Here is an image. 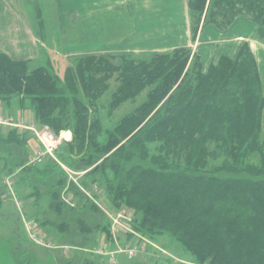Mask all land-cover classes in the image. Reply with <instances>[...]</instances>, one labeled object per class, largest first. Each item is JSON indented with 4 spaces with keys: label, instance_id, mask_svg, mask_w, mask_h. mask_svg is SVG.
I'll use <instances>...</instances> for the list:
<instances>
[{
    "label": "trees",
    "instance_id": "1",
    "mask_svg": "<svg viewBox=\"0 0 264 264\" xmlns=\"http://www.w3.org/2000/svg\"><path fill=\"white\" fill-rule=\"evenodd\" d=\"M188 7L220 31L243 15L257 23L258 36L264 37V0H188ZM37 39L40 50L43 40ZM243 49L239 62L252 52ZM176 56L161 55L146 65L131 62L123 66L121 86L110 96L111 108L134 98L146 85L152 88L147 101L110 130H103L92 114L98 111L97 100L110 89L106 82L109 70L116 69L108 63V55L80 57L76 70H67L65 77L59 78L44 66L30 69L26 59L0 51V101L8 107L17 103L30 108L37 125H48L57 135L63 134L61 145L74 158L69 154L58 155L59 159L76 172L101 177L110 204L134 209L142 215L141 223L147 222L148 232L174 225L173 232L194 255L196 264L205 263L207 257L211 258L208 264H264V168L242 165L245 154L254 150L258 141L263 106L259 75L254 71L237 89L248 106L236 103L228 113L220 105H208L202 111L225 134L209 136V124L202 129L203 141L212 138L217 148L221 147V166L205 170L202 164L207 154L201 149L192 154L189 164H172L165 155L177 124L192 111L195 96L190 89L178 88L185 60ZM237 68L239 74V65ZM32 137L28 130L12 126L2 130L0 126V161L6 172L15 173L17 183L29 190L25 196L34 198V216L43 214L42 222L55 228L64 242L76 237L82 248L95 244L100 235L109 236L106 213L94 200L87 198L81 206L67 202V194H76L77 186L56 162L27 165ZM156 141H161L158 150L163 155L150 157L146 144ZM44 196L48 198L47 210L40 203ZM25 259V264H34L33 254ZM105 262L80 250L70 260L61 257L57 264Z\"/></svg>",
    "mask_w": 264,
    "mask_h": 264
},
{
    "label": "rangeland",
    "instance_id": "2",
    "mask_svg": "<svg viewBox=\"0 0 264 264\" xmlns=\"http://www.w3.org/2000/svg\"><path fill=\"white\" fill-rule=\"evenodd\" d=\"M167 1L161 3L162 10L151 11L146 8L144 0H135V17L128 19L132 10L127 12L118 8L111 15L103 16L105 13L87 11L82 0H0V51L15 59H26L30 69L44 66L59 78H64L67 70L75 71L80 57L110 56L108 63L116 68L109 70L106 80L110 89L97 100L98 111L92 113L103 130L112 129L124 117L133 114L147 101L152 88L146 85L134 98L111 108L110 96L121 86L123 66L131 62L134 66L146 65L161 55L174 59L178 54L185 60L178 88L180 91L190 89L195 96L192 97V111L184 114L174 129L172 144L165 156L168 162L185 166L192 161V154L199 149L205 150L207 156L202 167L208 171L220 167L224 156L215 140H202V129L209 124V136L225 134L218 130L221 127L213 124L212 118L208 121L205 118L207 113L202 114V111L208 105L210 108L220 105L219 108L228 113L236 103L248 106L237 89L243 78L257 71L261 84L259 95L263 99L258 141L256 148L245 154L242 165L264 168V37L258 36L257 23L239 15L229 28L220 31L190 10L188 0ZM147 14L151 19L145 18ZM37 38L43 40H40L43 43L40 50ZM245 47L252 52L249 58L239 62V55ZM238 65L239 74L235 73ZM11 110L14 118V104ZM219 124L222 126L221 118ZM60 139L55 156L48 161L56 162L77 186L76 194H67V202L81 206L88 198L108 213L113 210V216L106 214L110 235H100L95 244L84 248L77 246L79 240L76 237L72 242H64L55 228L42 222L43 214L40 218L34 216V198L25 196L29 190L19 185L15 173H7L4 162L0 161V264H25V257L30 254L34 255V264H57L61 257L70 260L80 250L99 262L106 261V264L198 262L173 232L174 225L148 232L145 229L147 222L143 225L142 215L134 209L121 205L122 211L111 206L107 186L101 177L86 175L85 171L76 172L59 159L58 155L70 154L66 146L62 147ZM146 146L150 157L163 155L158 150L161 141ZM70 156L74 158L73 154ZM40 203L47 210L48 198L42 197ZM108 207L112 209L108 210ZM15 218H19L18 229L13 223ZM210 259L207 257L205 263L208 264Z\"/></svg>",
    "mask_w": 264,
    "mask_h": 264
},
{
    "label": "crops",
    "instance_id": "3",
    "mask_svg": "<svg viewBox=\"0 0 264 264\" xmlns=\"http://www.w3.org/2000/svg\"><path fill=\"white\" fill-rule=\"evenodd\" d=\"M85 2V3H84ZM167 0H144V4L147 6L146 8L153 11V10H159L161 8V3H167ZM83 6L85 5V8L95 13H105V15H111L110 13H113L118 8L126 9L127 12H130L131 15H128L129 17H135V0H82ZM85 9V10H86ZM94 13V14H95ZM152 16L153 13H150ZM145 18L151 19L149 14L145 15ZM113 20V19H112ZM160 25V24H158ZM14 106L16 107L14 118L11 117V107H8L5 103L0 101V126L4 129H7L8 127H16L19 131L28 130L33 133L30 128L35 123L34 121V115L33 111L30 108L21 107L17 103H14ZM33 137L29 142V148H35L36 147V140L34 138V134H32ZM124 211L122 208L120 209Z\"/></svg>",
    "mask_w": 264,
    "mask_h": 264
},
{
    "label": "built area",
    "instance_id": "4",
    "mask_svg": "<svg viewBox=\"0 0 264 264\" xmlns=\"http://www.w3.org/2000/svg\"><path fill=\"white\" fill-rule=\"evenodd\" d=\"M34 133L38 143V149L34 155L30 156L28 160V164L30 165L39 164L48 158L54 157L58 140L63 136V134L58 136L47 125H44L38 130H34Z\"/></svg>",
    "mask_w": 264,
    "mask_h": 264
},
{
    "label": "flooded vegetation",
    "instance_id": "5",
    "mask_svg": "<svg viewBox=\"0 0 264 264\" xmlns=\"http://www.w3.org/2000/svg\"><path fill=\"white\" fill-rule=\"evenodd\" d=\"M18 220H19V218H15V219L13 220V223H14V225H15V228L17 227L16 229H18V223H17ZM18 246H19V245H18ZM18 246L16 247L17 249H18Z\"/></svg>",
    "mask_w": 264,
    "mask_h": 264
}]
</instances>
